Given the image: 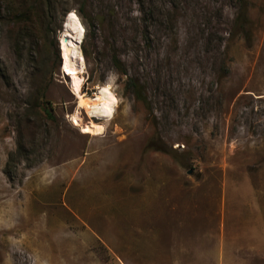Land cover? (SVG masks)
Wrapping results in <instances>:
<instances>
[{"label":"rangeland","instance_id":"rangeland-1","mask_svg":"<svg viewBox=\"0 0 264 264\" xmlns=\"http://www.w3.org/2000/svg\"><path fill=\"white\" fill-rule=\"evenodd\" d=\"M45 7L0 0V264H264V0Z\"/></svg>","mask_w":264,"mask_h":264},{"label":"bare ground","instance_id":"bare-ground-1","mask_svg":"<svg viewBox=\"0 0 264 264\" xmlns=\"http://www.w3.org/2000/svg\"><path fill=\"white\" fill-rule=\"evenodd\" d=\"M70 23L67 25L69 30H72L75 33L74 41L71 37L70 40L65 41V37L69 36V32H65L61 37V48H62V57L64 60V66L62 71L64 74H68L71 77L72 83L71 88L74 91H79L81 89L82 83L75 74L76 67L78 65L77 52L80 48L77 46L76 41L77 37L80 39L84 35L83 26L80 24L77 16L72 12L69 15ZM74 54L75 60H72L71 54ZM80 54H82L80 52ZM80 106L82 110L84 109L88 117L92 119H100L103 121L108 120L112 115V105L110 100L106 95L97 94L94 98H86L83 94L80 97ZM96 132L98 130H95Z\"/></svg>","mask_w":264,"mask_h":264},{"label":"trees","instance_id":"trees-1","mask_svg":"<svg viewBox=\"0 0 264 264\" xmlns=\"http://www.w3.org/2000/svg\"><path fill=\"white\" fill-rule=\"evenodd\" d=\"M56 4H57V0H45V5H46V9L44 10V14L48 17V18H53L57 11H56ZM83 18V24L84 26L86 27V37L85 39H88L90 37H93L94 35V27H93V21L92 19H89V18ZM237 29L240 31V34L244 35V36H247L248 37V33H247V27L246 26V21L244 19V17L242 16H239L237 19H236V23H235ZM84 55L86 56V53L84 51ZM87 57V56H86ZM114 65H115V68L121 73L123 74L124 76H127V72L126 70L123 69L122 65H121V62L120 60H114ZM128 87L130 90H132V94L134 95V97L136 98L137 101H141L143 104H147V101L146 99L143 97V92H142V89L140 88L139 86V83L130 78L129 81H128Z\"/></svg>","mask_w":264,"mask_h":264},{"label":"water","instance_id":"water-1","mask_svg":"<svg viewBox=\"0 0 264 264\" xmlns=\"http://www.w3.org/2000/svg\"><path fill=\"white\" fill-rule=\"evenodd\" d=\"M70 15V14H69ZM69 15H67L66 17H65V19H64V23H63V34L65 33V32H69V36L68 37H65V41H68V40H70L71 39V37L73 38V39H71V40H73L74 41V38H75V33L72 31V30H69L68 28H67V25H69V23H70V19H69ZM81 43H82V41L80 42V41H78V37H77V43L76 44H78L79 45V47H80V45H81ZM80 52H81V49H80ZM82 53V52H81ZM74 54L72 53L71 54V58H72V60H75L74 58V56H73ZM83 58V57H82ZM62 59H63V57H62ZM62 65L64 66V60H63V62H62ZM78 65L80 66V63L78 62Z\"/></svg>","mask_w":264,"mask_h":264}]
</instances>
